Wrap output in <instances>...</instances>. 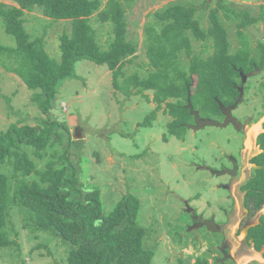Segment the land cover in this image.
<instances>
[{
    "label": "rangeland",
    "instance_id": "1",
    "mask_svg": "<svg viewBox=\"0 0 264 264\" xmlns=\"http://www.w3.org/2000/svg\"><path fill=\"white\" fill-rule=\"evenodd\" d=\"M101 1L103 5L106 2ZM203 1L133 0L126 4L128 38L137 44V51L130 57L131 62L123 65L124 76L137 73L140 78H144L148 73L150 67L146 28L150 24H156L158 19L155 14L158 11L178 4L200 6ZM210 1L208 6L197 10L195 18L199 21V27L207 32L212 25L209 14L217 9V15L228 31L229 53H235L239 49L237 25L241 21V17H237L235 21L227 18L231 8L236 6L239 11L247 10L255 18L262 14L263 17L257 23L241 31L249 39L251 53L248 60L256 57L259 61L262 52L258 49V44H264V0H224L226 5L222 7H219L217 0ZM0 2L12 4L11 0ZM24 19L27 32L32 37L44 36L47 39L46 49L49 55L59 59V37L63 30H69V22L52 21L44 17L40 9L27 12ZM92 25L96 30V40L106 47V41L113 38V25L109 22L102 23L95 17L92 18ZM0 44L4 47L16 46L14 37L5 31L1 18ZM190 46L191 56L200 54L208 57L214 52L210 37H191ZM183 57L184 60H189L185 55ZM11 62L12 57L4 51L0 58V131L6 130L11 123L35 125L36 118L44 116L32 101L34 92L27 88L17 73L7 69L8 65H12ZM252 73L248 83H245L247 86L244 88L243 97L238 96L240 101L234 102L243 103L237 106H240L236 111L237 114L241 113L239 116L251 118L245 131L237 134V130L231 126H206L198 131L183 130L184 138L179 139L168 133L167 123L171 118L164 113V105L156 108L153 90H143L136 94L135 91L139 89L131 87L132 93L121 92L114 85L115 74L106 65H97L88 60L79 61L75 64L73 76L60 84L53 108L49 111L52 119L67 125L69 139L64 144L57 143L48 148L43 158L36 156L33 148L29 147L26 151L37 168L42 169L49 160H57L56 156L54 158L56 153H63L67 149L72 165L78 170L79 183L83 190H100L105 215L114 209L125 194L132 193L137 196L140 200L137 221L148 230L144 242L146 248L155 254L153 264H195L197 258L206 259L208 264H234L230 260H225L224 263L217 261L220 253L214 244L221 240L218 234H212L205 228L186 231L185 226L177 227L180 222V225L190 223L186 220L187 217L179 216L175 212L178 203L172 199L178 200L179 195L184 193L191 199V205L201 212L206 211L209 206L221 211L222 203L227 202L221 199H225L229 191L218 184H228L231 181L232 188L241 181L243 184L248 182L247 186L254 184L250 178L258 175L259 169L248 171L251 164L245 163V158L259 152L253 149V142L258 133L264 132L261 129L264 124V67ZM124 76L117 77L119 84H122ZM200 100L198 104L203 99L200 97ZM153 110L157 111L153 123L146 127L140 126L139 123ZM214 115L216 113L211 108H206L202 114L203 118L222 121L221 116ZM190 122L188 125L193 124L191 120ZM261 140L264 137L261 136ZM242 145L243 155L240 158L239 150ZM228 155L244 161L240 175L232 179L229 175L214 173L231 165L227 162ZM1 171L12 176L13 164L4 165ZM33 177L35 175L28 179ZM259 179L263 180L264 175ZM184 182L187 183L182 185ZM188 186L194 189L185 190ZM170 192L174 194L171 195ZM238 206L239 202L236 207ZM26 210L19 206L11 209L8 221L9 238L16 241V244L0 250V264H67L68 246L58 237L33 231L27 225L29 222L25 219ZM263 214L264 205L254 216L256 225L261 222ZM232 215V222L226 228L225 234L232 245V252L235 253L236 264H247L251 260L263 264L264 261L259 255L255 257L256 254H251L250 249L239 246V239L244 240L246 232L242 230L235 234L240 212ZM175 218L177 222L172 224Z\"/></svg>",
    "mask_w": 264,
    "mask_h": 264
},
{
    "label": "trees",
    "instance_id": "2",
    "mask_svg": "<svg viewBox=\"0 0 264 264\" xmlns=\"http://www.w3.org/2000/svg\"><path fill=\"white\" fill-rule=\"evenodd\" d=\"M11 1L12 4L0 2V18L5 31L14 37L16 46L0 44V58L4 51L12 57V65L7 69L17 73L34 92L32 101L44 116L36 118L35 125L11 123L6 130L0 131V250L16 244L9 238L8 221L12 207L19 206L27 209L25 219L33 231L58 237L68 246L67 264H153L155 254L144 242L148 230L137 221L140 209L137 196L125 194L105 215L100 190H83L67 149L56 153L54 158L56 156L57 160H49L42 169L37 168L26 149L33 148V153L43 158L48 148L69 139L67 125L52 119L49 111L60 84L73 76L75 64L82 60L106 65L115 74L114 85L121 92L130 94L131 87L139 89L136 94L153 90L156 108L164 105V113L171 118L167 123L168 133L179 139L184 138L182 132L189 129L190 120L194 123L186 107L189 93L193 108L200 116L206 108H211L216 113L214 116L222 117L219 103L232 105L238 99L242 75L251 73L248 75L250 80L254 70L264 67V44H258L262 52L260 60L252 55L248 60L251 53L249 39L241 32L257 23L262 14L255 18L247 10L231 8L227 18L235 21L241 17V21L237 25L239 49L229 53L228 31L217 15V9L209 14L212 25L207 32L199 27L195 18L197 10L208 6L209 0H204L200 6L178 4L158 11L156 24L146 28L150 69L144 78H140L137 73L124 76L122 70L137 51V44L128 38L125 10L126 4L133 0H106L104 5L101 0ZM217 2L219 7L226 5L224 0ZM35 9H40L43 16L52 21L69 22V30H63L59 37V59L49 55L44 36L32 37L24 28V15ZM93 17L113 25V38L106 41V47L96 40ZM191 37H210L213 54L191 56ZM183 55L189 60H184ZM118 76H124L122 84L117 82ZM243 86L246 89L247 85ZM200 97L203 100L198 104ZM156 113V110L151 111L139 125L150 126ZM262 156L264 158L259 155L252 162H259ZM9 163L13 164L12 176L1 171ZM33 175L35 177L28 179ZM263 175L264 171L259 170L251 179L254 186L244 187L249 188L246 206L251 215L264 205V179H259ZM250 236L256 249L261 250L264 247V214ZM195 264L208 262L198 258Z\"/></svg>",
    "mask_w": 264,
    "mask_h": 264
},
{
    "label": "flooded vegetation",
    "instance_id": "3",
    "mask_svg": "<svg viewBox=\"0 0 264 264\" xmlns=\"http://www.w3.org/2000/svg\"><path fill=\"white\" fill-rule=\"evenodd\" d=\"M248 75H251V74H248ZM236 101H240V100L237 99ZM234 104L235 103H233L232 105H227V106L224 105V106L225 107H229V106H234ZM239 104L241 105L243 103H238L237 102L235 104V108L231 112L232 115L235 116L236 119L238 121H240L242 124L244 123L245 119H249L251 121L250 117H247V116L246 117L245 116L242 117V116H239V114H241V113H239V114L236 113V111L239 110L240 106L237 107ZM201 117H203V116H201ZM224 118H225V116L223 115L222 116V121L224 120ZM250 121H249V124H250ZM229 126H231V125H228L227 127H229ZM231 127H233V126H231ZM246 127L245 128L242 127L241 131H236L237 134H241L243 131H245ZM261 129L262 130L264 129V124L262 125ZM262 134H264V132L258 133V135L255 137V141L253 142V149L255 148L259 152L256 153V154L250 155L248 158H245V163L251 164V165L252 164L264 165L263 156H262V158L260 160H258L259 162H257V163H253L252 162V159H254L255 157H258L259 155H264V140H261V135ZM243 148H244V145H242L241 149L239 150L240 158H242V155H243V153H242ZM245 155H246V153H245ZM238 158L239 157H235L233 155H228L227 156V160H228L227 162L231 164L227 169H233L234 168V164H233L234 160L236 161V165H237V170H236V174L235 175L231 176L230 174H226V175H229V177L231 179L234 178L236 175H240V173L242 171V168H243L242 164H243L244 161H242L240 159L238 160ZM252 170H254L253 167H250L248 169V171H252ZM252 178H253V175L251 176L250 180ZM247 183L243 184L242 181L238 182L236 184L237 186L235 185L236 187L234 186L233 188L231 187V181L228 184L227 183L219 184V186H221V188H225L226 190L229 191V194L226 196V198L225 199L224 198L221 199L222 201L226 200L227 202L226 203H224V202L222 203L223 204L222 205V209H221L222 212L219 211L217 208H213L211 210L208 209L211 213H213L208 218H204L205 217L204 213H206L207 211L199 212L197 209H195V207H193L191 205V199L190 198H184L181 195H179V198L177 200V201H181L182 202L183 206L181 207V211H183V213L187 214L188 217L190 219H192V223L191 224H187V223L184 224L186 231L193 230L194 228H205V229H207V231H209V229L206 226H202V227H198V226H199V224L204 223L205 220H210L212 218L214 219L215 224H216V231L215 232H211L210 231V232L212 234H218L219 237L221 236V240H218L214 244L216 250H218L219 253H220V258H218L217 261H219L220 259L225 257L224 254H223V251H225L227 253L226 257H228L226 260L233 261L234 264H236V262H237V259L235 258V253L232 252V245H230L229 241L226 239V234H225L226 228H228V225L232 222L231 221V217H233L232 214L236 213L237 211H238V214L240 212V215H239L238 225H235V227H236L235 234H238L239 232L244 230L245 227L249 226L248 234H246L244 236V240L243 239H239V240H241L239 246L242 247L243 249L244 248L250 249L249 252L251 254L252 253L256 254L255 257H257V255H259L261 257V259H264V257H263L264 247L261 250L258 251L256 249L255 242H254L253 238L250 236L252 228H254L256 226V222H255L256 219L254 218V216L257 213H259V211H261V209L259 211H257L256 213H254L253 215H251V213L249 212V209L246 206V202H247L246 196H247L249 188L248 189H246V188L244 189V187L247 185ZM170 194L173 195L174 193L170 192ZM164 195H168V194H164ZM175 195H177V194H175ZM173 200H174V202H176L174 198H173ZM221 200H220V202H221ZM237 202H239V206L238 207H236ZM224 205H227L228 207H225ZM260 217H261V215L258 218V222H260ZM251 259H249V260H251ZM196 260H195L194 263H196ZM249 260H247V261H249ZM256 260H257V258H256ZM253 262L255 264H260V262H256L255 260H251L247 264H250V263H253Z\"/></svg>",
    "mask_w": 264,
    "mask_h": 264
},
{
    "label": "water",
    "instance_id": "4",
    "mask_svg": "<svg viewBox=\"0 0 264 264\" xmlns=\"http://www.w3.org/2000/svg\"><path fill=\"white\" fill-rule=\"evenodd\" d=\"M247 80V75L243 74L242 75V86L239 87V98L242 97L243 93H244V88L243 85L245 84ZM219 106L221 108V112L223 113V115L225 116L224 120L222 122H217L213 119H209V118H203L200 116L199 111L195 110L193 108V105L190 101V93L188 95V102L186 107L190 110V113L192 114L193 118H194V123L192 125H188V128L193 130V131H198L206 126H218V127H226L228 125H231L235 128V130L237 131H241L242 127H246L249 123V119H247L243 124L238 121L236 119L235 116L232 115V110L235 108L234 106H229V107H225L222 103H219ZM234 164V168L233 169H225L222 171H214V173H218L219 175H225V174H230V175H235L236 174V170H237V165H236V161H233ZM252 167L255 169H259V170H263L264 171V165H256V164H252ZM202 226H206L211 232H215L216 231V224L214 219H210V220H205L204 223L199 224L198 227H202ZM248 229L249 226L244 228V231L246 232V234H248ZM224 254V258L220 259L218 262L219 263H224V261L228 258L226 257L227 253L225 251H223Z\"/></svg>",
    "mask_w": 264,
    "mask_h": 264
},
{
    "label": "crops",
    "instance_id": "5",
    "mask_svg": "<svg viewBox=\"0 0 264 264\" xmlns=\"http://www.w3.org/2000/svg\"><path fill=\"white\" fill-rule=\"evenodd\" d=\"M139 158V157H138ZM187 182H184V183H182V185H185ZM218 186H219V184H218ZM197 187V186H196ZM195 187V188H196ZM221 187V186H220ZM194 188L192 187V186H188V188L187 189H185V190H188V191H192ZM197 189V188H196ZM195 189V190H196ZM222 189H224V190H226L225 188H222ZM180 190L181 191H184V190H182L181 188H180ZM177 191V190H176ZM181 194H183V195H181L182 197H184V198H189L188 197V194H184V193H181ZM189 196H192V194H189ZM170 197H172V196H170ZM169 199H171V198H169ZM172 201H174L173 199H172ZM177 203H178V208L176 209V211L175 212H177L178 214H179V216H184V217H187L186 218V220L187 221H189L188 223H192V219H190L189 217H188V215L187 214H185V213H183V211H181V207L183 206L182 205V202L181 201H177V200H175ZM213 208H216V207H213V206H209V207H207V209H206V211L208 212H206V213H204V216L205 217H210L213 213H211V212H209V210L208 209H213ZM199 212H201L200 210H198ZM207 214H209L208 216H207ZM185 220V221H186ZM175 221L177 222V219L175 218V220H173V223L172 224H174L175 223ZM180 224H182V222H180L178 225H177V227H179V228H181V227H183L184 226V224L183 225H180ZM185 224H186V222H185ZM262 261H264V259H262Z\"/></svg>",
    "mask_w": 264,
    "mask_h": 264
},
{
    "label": "clouds",
    "instance_id": "6",
    "mask_svg": "<svg viewBox=\"0 0 264 264\" xmlns=\"http://www.w3.org/2000/svg\"><path fill=\"white\" fill-rule=\"evenodd\" d=\"M247 81H249V80H248V76H247V80H246V82H247ZM246 82H245V83H246ZM244 85H245V84H244ZM243 88H244V86H243ZM243 95H244V93H243ZM243 95H242V97H243ZM197 111H198V110H197ZM251 167H252V165H251ZM194 229H198V228H194ZM194 229H193V230H194ZM206 230H207V229H206ZM209 232H210V230H209Z\"/></svg>",
    "mask_w": 264,
    "mask_h": 264
}]
</instances>
